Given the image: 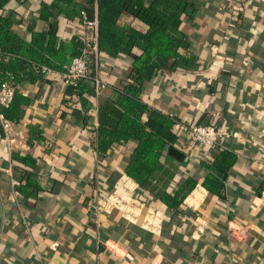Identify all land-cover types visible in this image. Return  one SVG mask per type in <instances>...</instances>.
Here are the masks:
<instances>
[{
    "label": "crops",
    "instance_id": "crops-1",
    "mask_svg": "<svg viewBox=\"0 0 264 264\" xmlns=\"http://www.w3.org/2000/svg\"><path fill=\"white\" fill-rule=\"evenodd\" d=\"M198 1L195 17L183 24L189 35L186 50L194 60L179 62L144 87V99L154 109L228 133L220 148L181 139L176 144L185 162L178 178L197 181L179 210L150 197L140 200L143 191L124 172L133 142L114 146L104 157L98 153V97L87 112L66 105L72 88L46 75L24 85L30 104L19 123H12L15 141L16 133L25 134L21 155H30L35 166L14 164L0 133V264H264V0ZM6 2L0 15L23 41L30 44L35 34L52 31L56 47L63 42L69 50L89 0ZM96 11L95 4V16ZM118 23L146 28L128 12ZM140 55L133 46L130 54L108 60L107 85H119ZM31 130L43 136L32 148L27 145ZM223 151L233 153L236 162L219 197L203 187L208 171L201 161ZM166 164L177 166L172 156ZM11 175L22 182L20 192L11 185ZM120 180L127 181L136 201L128 212L109 203L99 212L95 206ZM231 222L248 228L245 242L229 240Z\"/></svg>",
    "mask_w": 264,
    "mask_h": 264
},
{
    "label": "trees",
    "instance_id": "trees-1",
    "mask_svg": "<svg viewBox=\"0 0 264 264\" xmlns=\"http://www.w3.org/2000/svg\"><path fill=\"white\" fill-rule=\"evenodd\" d=\"M6 1L0 0V10L6 9ZM200 6L198 0H89L84 14L86 20L97 18L98 21V58L87 56L86 77L77 82V87L70 86L72 90L64 101L75 108L79 105L87 112L92 100L98 97L96 150L104 157L114 146L126 147L133 142L125 174L143 191L141 201L150 197L173 212L179 210L197 185L190 176L178 178L185 162L184 154L175 146L180 139L190 140L178 131L181 121L148 105L144 87L163 72L175 70L179 62L187 64L194 60L186 50L190 45L189 35L183 31V24L195 17ZM49 9L42 7L45 11ZM123 12L141 21L146 26L144 31L121 27L118 21ZM133 46L140 48L141 55L133 59L124 80L119 85L108 83L97 93L96 77L106 81L104 78L110 74L106 62L130 54ZM83 47L77 34L72 39L71 49L68 50L63 42L56 47V36L52 31L35 34L28 44L14 32L12 23L0 15V86L6 83L15 89L12 103L3 109L6 119L18 124L23 108L30 104V99L22 93L26 83L35 84L43 79L46 76L44 67L63 73L65 66L81 55ZM74 111L82 118L87 116L79 110ZM31 133L27 144L32 148L43 141V136L39 130H31ZM168 156L173 157L177 166L166 164ZM12 160L17 166L19 163L35 166L30 155L22 156L20 151L12 152ZM235 162L236 156L227 151L219 153L212 161H201L208 171L203 187L220 197ZM27 183L33 185L30 178ZM21 186L22 182L17 192Z\"/></svg>",
    "mask_w": 264,
    "mask_h": 264
},
{
    "label": "built area",
    "instance_id": "built-area-1",
    "mask_svg": "<svg viewBox=\"0 0 264 264\" xmlns=\"http://www.w3.org/2000/svg\"><path fill=\"white\" fill-rule=\"evenodd\" d=\"M83 41V50L81 55L73 58L71 62L65 67V71L53 72L50 69L44 67L43 73L45 75H56L60 77L66 84L71 87H77V82L86 77L87 75V56L93 55L97 60L98 58V21L94 19L88 21L83 13V21L80 30L76 33ZM96 92L100 93L102 89L107 86V82L101 80L99 77L95 79ZM15 96V89L9 84L4 83L0 86V125L2 128V134L4 140L7 142L9 149L13 151L23 152L27 146L25 142V134L23 132L16 133L17 141L12 137L13 129L11 121L7 120L3 114V109L10 106ZM15 124V123H14ZM178 131L180 135H186L188 139L195 144L201 145L208 148H220L223 139L228 137V133L221 131L214 124H200L191 125L185 122L178 124ZM28 145V144H27ZM11 171H8L10 174ZM11 185L16 189L21 185L20 180L14 178L11 175ZM126 193V197L120 195L119 191ZM136 201L134 196L130 195V189L126 180H120L117 188L114 192L106 199L102 201L95 208L99 211L106 210V204H113L123 213L128 212L131 203ZM228 238L232 243H242L249 238V230L246 226L237 223H229L228 225Z\"/></svg>",
    "mask_w": 264,
    "mask_h": 264
}]
</instances>
